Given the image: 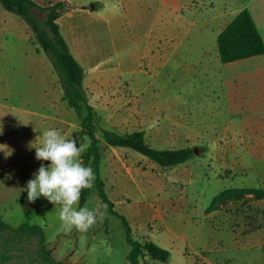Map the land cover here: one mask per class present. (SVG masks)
<instances>
[{
  "label": "rangeland",
  "instance_id": "374dc122",
  "mask_svg": "<svg viewBox=\"0 0 264 264\" xmlns=\"http://www.w3.org/2000/svg\"><path fill=\"white\" fill-rule=\"evenodd\" d=\"M33 1L43 8L63 2L62 36L69 46L87 42L83 89L101 128L134 132L138 95L157 100L140 102L144 112L183 116L185 128L147 133L153 148H193V158L168 168L107 145L96 131L114 209L133 239L170 252L167 262L146 257L140 264H264V55L223 64L215 37L248 8L264 40V0ZM206 10L223 14L207 23ZM35 16L42 20L44 11ZM174 46L187 55L165 61ZM49 129L75 136L84 151L89 145L76 134L80 119L48 55L26 22L0 5V264H130L126 230L93 187L82 207L104 216L87 232L62 226L59 204L28 201L27 182L51 163L35 159ZM242 188L263 195L227 197L208 211L219 194Z\"/></svg>",
  "mask_w": 264,
  "mask_h": 264
},
{
  "label": "trees",
  "instance_id": "16d2710c",
  "mask_svg": "<svg viewBox=\"0 0 264 264\" xmlns=\"http://www.w3.org/2000/svg\"><path fill=\"white\" fill-rule=\"evenodd\" d=\"M0 5L6 11L16 14L26 22L32 30L36 42L48 55L55 72L58 74L63 88V99L80 119L81 129L76 134L89 139V145L81 154L83 166L92 168L95 175L93 188L100 198L101 204L108 205L109 212L121 220L126 230V241L131 247L128 256L129 263L140 264L141 260L146 257L167 262L170 256L168 250L152 242H140L132 238L128 221L114 209V203L108 198L104 182L100 177L101 153L96 131L100 128L101 136L107 145L115 148H129L164 168L189 161L195 156L193 148L157 149L147 144L141 131L120 135L99 126V117L89 104L83 89V67L70 52L57 23L58 14L63 9V2L44 8L39 7L33 0H0ZM36 9L44 11L45 16L42 20L35 16ZM217 48L219 60L223 64L264 55V40L248 8L240 10L218 34ZM199 150H203V148L199 147ZM249 194L262 196L263 190L251 188L226 190L214 198L208 211L213 210L218 201L227 197ZM90 195L91 188L82 190L79 207L84 206ZM5 227V223L0 218V229Z\"/></svg>",
  "mask_w": 264,
  "mask_h": 264
},
{
  "label": "clouds",
  "instance_id": "9594fccd",
  "mask_svg": "<svg viewBox=\"0 0 264 264\" xmlns=\"http://www.w3.org/2000/svg\"><path fill=\"white\" fill-rule=\"evenodd\" d=\"M83 151V145L76 139L66 140L55 129L44 131L42 146L35 147V159L51 163L48 167L41 164L24 189L30 203L43 196L49 203L59 204V220L69 232L73 229L87 232L104 216L99 208L74 207L80 201L82 190L92 188L95 180L92 168L83 166L80 159Z\"/></svg>",
  "mask_w": 264,
  "mask_h": 264
},
{
  "label": "crops",
  "instance_id": "0c3cea01",
  "mask_svg": "<svg viewBox=\"0 0 264 264\" xmlns=\"http://www.w3.org/2000/svg\"><path fill=\"white\" fill-rule=\"evenodd\" d=\"M205 1H209V0H205ZM217 9H219V8H217ZM222 14L223 13L221 11L220 12L217 11V13L215 14L214 10L212 12H208L206 10L203 13V15H206L207 23L215 22L216 20L214 18H217V17H219ZM221 31H222V29L220 31H218V32H215L216 41H217L218 34ZM75 43H76L75 47L72 44H71V46H69V45L68 46H69V49H73V51H74V54H72V55L74 57L82 58L84 60V63L86 64V68H83V70H84L83 87H84V83L86 82L87 58H90L89 54L87 52V42H85V40H84V44L85 45H81V43L76 40ZM176 48H177V46L169 48L170 49L169 55L165 58V61H168V62L176 61V60L180 61L178 56H181V54H186L187 55V51L179 52V51H176ZM70 52H71V50H70ZM208 69L210 70V68H208ZM153 101L157 102V100L151 99L150 97H144L142 95H138L137 96L136 102H138V105H137L135 111L131 114V118H132V126L131 127H132V130L141 131L144 134V137L146 139L147 133L148 134L149 133H158L159 134L161 132L167 131L166 129H169V131H171L170 133L172 134V132L174 131L175 127H181V126H182V128L186 127V125L184 124V122L182 120L183 116L181 115L180 111L173 110L172 114H171V119H169L168 117H166L164 115V112L162 110L159 112V116H154L155 113L153 111H150V112L147 113V112H144V111L141 110V108H140L141 107V103L140 102H150L151 103ZM152 107H153V105H152ZM160 149H166V148L162 147Z\"/></svg>",
  "mask_w": 264,
  "mask_h": 264
},
{
  "label": "water",
  "instance_id": "95a60500",
  "mask_svg": "<svg viewBox=\"0 0 264 264\" xmlns=\"http://www.w3.org/2000/svg\"><path fill=\"white\" fill-rule=\"evenodd\" d=\"M74 139H76V137L74 136ZM77 140V139H76Z\"/></svg>",
  "mask_w": 264,
  "mask_h": 264
}]
</instances>
